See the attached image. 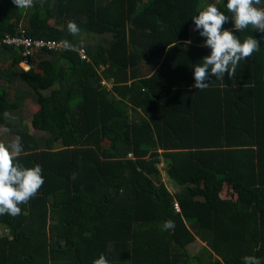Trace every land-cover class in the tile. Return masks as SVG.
<instances>
[{"label": "trees", "instance_id": "trees-1", "mask_svg": "<svg viewBox=\"0 0 264 264\" xmlns=\"http://www.w3.org/2000/svg\"><path fill=\"white\" fill-rule=\"evenodd\" d=\"M213 1L34 0L19 9L0 0V79L30 89V125L42 134L10 123L19 103L2 89L0 124L20 138L19 162L44 178L20 215H0V264H93L101 254L109 264H244L245 255L264 264V33L226 22L260 49L234 83L226 73L194 87V66L211 49L191 17ZM69 20L102 38L80 42ZM20 23L34 39L83 46L86 58L40 48L23 69L1 40ZM162 161L180 190L162 180ZM167 220L174 227L161 230ZM195 235L206 246L188 255Z\"/></svg>", "mask_w": 264, "mask_h": 264}, {"label": "clouds", "instance_id": "clouds-1", "mask_svg": "<svg viewBox=\"0 0 264 264\" xmlns=\"http://www.w3.org/2000/svg\"><path fill=\"white\" fill-rule=\"evenodd\" d=\"M12 3L16 8L29 9L33 7L34 0H12ZM261 3L262 0H227L224 4L223 0H215L191 17L195 30L206 38L202 46L211 49L210 55L202 57V64L194 66V87L204 90L209 86V82L205 81L209 80L210 75L224 80L226 73L235 82L240 62L259 51L260 44L253 36L241 41L223 25L231 20L234 28L240 32L251 27L252 31L264 33V7H258ZM218 5L226 8L228 14L221 11ZM20 25L25 27L22 23ZM66 27L73 36L79 35L80 27L74 21H67ZM62 45L65 50L78 52L79 46L76 47L67 40L62 41ZM23 150L20 138L8 144L0 143V215H20V205L27 204L34 198L44 183L39 165L25 167L19 162L18 157ZM173 227L174 221L167 220L161 225V230ZM242 259L244 264H261V260L252 255H245ZM93 264H109V261L101 254Z\"/></svg>", "mask_w": 264, "mask_h": 264}, {"label": "rangeland", "instance_id": "rangeland-1", "mask_svg": "<svg viewBox=\"0 0 264 264\" xmlns=\"http://www.w3.org/2000/svg\"><path fill=\"white\" fill-rule=\"evenodd\" d=\"M215 2V1H213ZM212 3V2H211ZM191 32L194 31V26H191ZM80 42L82 41V43H90L93 44L94 42L100 41V38H102L100 35H94L93 37L88 36L86 32H84L83 30H80ZM8 66V62H2L0 63V68H5ZM151 69V68H149ZM148 70V68L146 69ZM0 89H2L5 92H8V96H10L11 98L15 99L18 101L19 106L18 108L14 109V110H10L7 113V118L10 121V123L16 128V129H20L21 128V124H27L28 128H29V132L33 133V134H42V132H39L38 130H35L33 127H31L30 125V120L32 118V114L33 112H35L38 108V104L34 98V95L32 94V92L30 91V89L28 87H26V85L22 84L19 80L17 81H11L10 83L2 81V79H0ZM44 92H48V91H44ZM16 139V135L14 133H12L10 130L7 129V127L3 126L0 124V143H4V144H8L11 141ZM164 161H162L159 164V167L161 168V176H162V180L166 183V185L168 186L167 188L171 191V192H176L178 190H180L179 187L174 186V188L172 186H169V184H174L172 180H170L165 171H164ZM167 178V181H166ZM169 182V184H168ZM251 199V196H250ZM4 232V230L0 229V232ZM188 253L192 252L190 250H187Z\"/></svg>", "mask_w": 264, "mask_h": 264}, {"label": "built area", "instance_id": "built-area-1", "mask_svg": "<svg viewBox=\"0 0 264 264\" xmlns=\"http://www.w3.org/2000/svg\"><path fill=\"white\" fill-rule=\"evenodd\" d=\"M1 40L3 43L11 45L18 50L19 54L23 57L19 64L25 70L29 69L31 66L29 56L33 51L40 48L56 52H62L64 50L62 41H56L53 39H34L27 34L26 28L22 25L19 26L18 33L6 34ZM78 55L82 59L86 58L83 46L78 48ZM128 156H131V154H128ZM173 207L176 211H179V205L177 202L173 203Z\"/></svg>", "mask_w": 264, "mask_h": 264}, {"label": "crops", "instance_id": "crops-1", "mask_svg": "<svg viewBox=\"0 0 264 264\" xmlns=\"http://www.w3.org/2000/svg\"><path fill=\"white\" fill-rule=\"evenodd\" d=\"M166 181H167V178H166ZM168 184H169V182H168ZM169 186H172L173 188H174V186L178 187L176 184H169ZM204 246H206L205 242H203L197 235H195V239L186 245V251L190 250L192 252L188 253V251H187L188 255H194L197 252H199ZM214 256L217 257L216 254H214Z\"/></svg>", "mask_w": 264, "mask_h": 264}]
</instances>
